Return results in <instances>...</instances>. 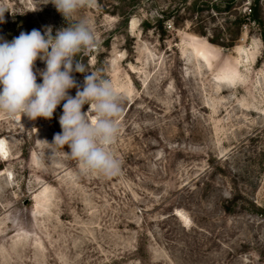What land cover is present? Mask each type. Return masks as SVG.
I'll return each mask as SVG.
<instances>
[{
	"label": "rangeland",
	"instance_id": "rangeland-1",
	"mask_svg": "<svg viewBox=\"0 0 264 264\" xmlns=\"http://www.w3.org/2000/svg\"><path fill=\"white\" fill-rule=\"evenodd\" d=\"M7 2L8 41L68 26L47 0ZM251 3L94 0L71 18L98 40L77 58L123 97L121 172L49 157L66 101L51 119L0 113V264H264V28L237 25Z\"/></svg>",
	"mask_w": 264,
	"mask_h": 264
},
{
	"label": "clouds",
	"instance_id": "clouds-1",
	"mask_svg": "<svg viewBox=\"0 0 264 264\" xmlns=\"http://www.w3.org/2000/svg\"><path fill=\"white\" fill-rule=\"evenodd\" d=\"M47 3L64 17L67 27L58 29L55 35L51 27H46L43 34L32 29L11 41L0 37V113L25 115L30 120L51 119L57 106L66 101L59 117L62 131L54 135L51 143L45 141L49 157L67 155L87 171L117 176L122 162L111 146L120 131L123 97L110 80L88 71L77 58L98 43L91 21L85 17L70 22L94 0H47ZM5 12L13 13L7 0H0V23L4 22ZM37 59L46 67L34 72ZM75 72L90 73L85 75L82 90L73 76ZM37 75L42 77V83H37ZM72 88H76L75 97L69 95ZM86 104L89 108L85 112L82 109Z\"/></svg>",
	"mask_w": 264,
	"mask_h": 264
},
{
	"label": "trees",
	"instance_id": "trees-1",
	"mask_svg": "<svg viewBox=\"0 0 264 264\" xmlns=\"http://www.w3.org/2000/svg\"><path fill=\"white\" fill-rule=\"evenodd\" d=\"M262 0H252L251 5L248 7V13L243 14L242 16L237 17V25L239 30H241L242 26L248 22H253L258 25L259 28H264V19L262 15ZM227 3L230 5L231 3L227 1ZM230 7V6H229ZM261 37L264 41V30L261 32ZM232 41H234L232 39ZM220 44L222 47H231L232 44H226L225 42H221Z\"/></svg>",
	"mask_w": 264,
	"mask_h": 264
},
{
	"label": "bare ground",
	"instance_id": "bare-ground-1",
	"mask_svg": "<svg viewBox=\"0 0 264 264\" xmlns=\"http://www.w3.org/2000/svg\"><path fill=\"white\" fill-rule=\"evenodd\" d=\"M0 154L1 155L7 154V148L5 147V145L2 144V142H0Z\"/></svg>",
	"mask_w": 264,
	"mask_h": 264
}]
</instances>
